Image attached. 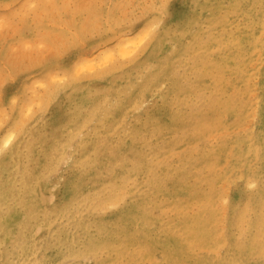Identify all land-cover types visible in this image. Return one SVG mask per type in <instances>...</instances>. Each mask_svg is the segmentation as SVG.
<instances>
[{"label":"rangeland","instance_id":"1","mask_svg":"<svg viewBox=\"0 0 264 264\" xmlns=\"http://www.w3.org/2000/svg\"><path fill=\"white\" fill-rule=\"evenodd\" d=\"M0 264H264V0H0Z\"/></svg>","mask_w":264,"mask_h":264}]
</instances>
